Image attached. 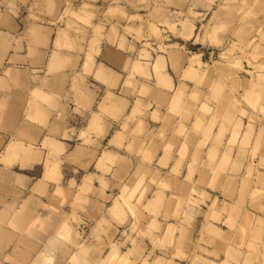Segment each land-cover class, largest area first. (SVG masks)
I'll use <instances>...</instances> for the list:
<instances>
[{"label":"crops","instance_id":"0c3cea01","mask_svg":"<svg viewBox=\"0 0 264 264\" xmlns=\"http://www.w3.org/2000/svg\"><path fill=\"white\" fill-rule=\"evenodd\" d=\"M197 5L0 0V264H99L113 246L131 264H264V186L258 184L264 104L238 103L241 89L221 93L254 118L249 141V118L238 125V113L209 137L206 121L195 132L197 90L184 74L192 57L181 40L172 41L181 28L173 35L169 25L179 13L189 24L194 14L206 15ZM146 50L156 52L152 62ZM229 50L225 65L247 66L238 47ZM157 60L164 85L155 76ZM226 69L241 80L239 71ZM199 92L198 109L210 106L211 91ZM212 149L217 162H229L220 174L228 201L219 221L212 220L209 199L197 205L189 202L190 191H181L186 184L212 196L206 167ZM200 175L208 184L193 187ZM244 178L251 187L242 201ZM147 191L155 213L140 204Z\"/></svg>","mask_w":264,"mask_h":264},{"label":"rangeland","instance_id":"374dc122","mask_svg":"<svg viewBox=\"0 0 264 264\" xmlns=\"http://www.w3.org/2000/svg\"><path fill=\"white\" fill-rule=\"evenodd\" d=\"M197 4L196 7L202 8L203 13H207L206 15L194 14L198 19L193 18L194 22H190L189 24V17L186 13H179V21L177 23L171 25L167 23L169 29L173 31V35H177V27H179V29L181 28V32L178 34L179 37L172 38V41L176 43L181 40V43L184 45L183 48L185 51H188L192 57L190 68L188 69V66H185L184 74L186 78L194 80L192 83L195 84V89L197 90L196 94L192 96V99L197 105L195 132L201 131L206 121L207 128L205 131H207L208 134L205 136L209 137L210 133L213 132L214 128L220 124L221 121L222 123H228V125L235 122L238 113V125L241 123V119L245 120L244 124L246 125L247 119L249 118L250 125H247V132L245 133V139L247 138L249 141L252 132L251 121L254 120V118L249 117V113L246 110L236 109V103L238 102L236 98L232 99L230 96L223 97L221 93L227 89L229 91L241 89L242 93L238 103H244L248 108H255V105L258 103L264 104V0H197ZM236 23L239 25L238 28L231 32V29ZM151 31L155 36L159 35V31L155 26L151 27ZM232 36L235 38L233 41L230 39ZM180 37L189 38L190 41L186 42ZM166 41V43H171L168 37ZM235 41L236 43H234ZM146 46L153 47L150 43L146 44ZM175 46L179 47L180 45L175 44ZM226 47H229V51L231 52H234L238 47L239 51L244 56L243 60L247 61L244 63L247 64V66H243L241 60L233 64L225 65L228 59V55L225 52ZM160 50L166 53L168 52L165 47H160ZM208 52L211 55V60H209L210 58L208 56L210 55ZM145 53V57L148 58L149 62H152L156 52L154 50L147 52L146 50ZM158 60L154 66L155 76L162 84H166L164 83L165 77L163 78L160 73V69L163 68V63L161 64V61ZM226 67L239 71V73L242 74L241 80L237 77L231 78L228 74L230 71H233L226 69ZM204 88L211 91V98L206 99L211 100L212 106L201 104L198 109L197 103L201 99V92H199V90H203ZM231 94H235V91L231 92ZM176 104L181 106L182 103L181 101H176ZM261 110L264 112L263 109ZM238 125L236 123L235 128ZM224 130L225 127L224 129L222 128L221 131ZM235 131L236 130H234L233 138L235 137ZM262 136L263 133H259L256 148ZM219 137L220 135H217L216 139ZM199 156L201 155L197 153L195 155L196 159L190 164L191 175L187 178L190 183H193L192 173L197 170V167L200 165ZM215 156V150L212 149L209 155L212 159L206 164V167L210 168L212 173V176L209 178L210 187L213 190L211 192L212 196L203 191L199 192L198 189H194L191 185L186 184L181 191H190V203L194 201L197 205L199 203L203 204L205 200L209 199L212 206V220L219 221L218 214L220 208L227 211L225 202L228 201V196L221 190L222 179L226 178L220 174L221 170L226 169L229 162L226 160L217 162L214 159ZM251 167L252 165L248 169L249 176L251 174ZM207 179L208 178H205L203 175H200L193 187H202L204 184L207 185ZM258 179V184L264 186V169L262 166H260L258 171ZM151 182H154V180ZM234 182L235 180L233 184H235ZM189 187L191 188L189 189ZM250 187L251 178H244L241 183L242 191L240 194V199L242 201L246 200V193ZM258 196V192L253 195L254 198ZM151 197L152 196L149 195L147 191L143 193V197L139 201L140 204L146 201L144 209L146 212L155 213L154 203L156 199L150 200ZM262 226L261 224L259 225L261 232L263 231ZM250 227V220L245 217L242 232L248 234L251 231ZM212 235L213 238H219L216 232H212ZM113 248L115 249L116 247L113 246ZM112 250L109 253H105V256L101 258L99 264H131L127 260V255L124 254V252ZM72 262L75 261L73 260ZM146 263L147 261L144 262V264Z\"/></svg>","mask_w":264,"mask_h":264},{"label":"bare ground","instance_id":"6f19581e","mask_svg":"<svg viewBox=\"0 0 264 264\" xmlns=\"http://www.w3.org/2000/svg\"><path fill=\"white\" fill-rule=\"evenodd\" d=\"M91 15V14H90ZM92 45V44H91ZM93 46V45H92ZM93 48V47H92ZM163 61V60H162ZM88 64V63H87ZM155 70V69H154ZM89 71V70H88ZM100 72V71H99ZM99 74V73H98ZM100 76V75H99ZM98 76V77H99ZM93 77H94V75H93ZM162 77V76H161ZM164 78V77H163ZM165 79V78H164ZM164 79H163V81H164ZM166 81H167V79H166ZM161 82V81H160ZM165 83V82H164ZM164 85V84H163ZM127 86V85H126ZM78 89V88H77ZM144 90V89H143ZM179 94V93H178ZM192 98V97H191ZM55 144V143H54ZM105 156V155H104Z\"/></svg>","mask_w":264,"mask_h":264}]
</instances>
